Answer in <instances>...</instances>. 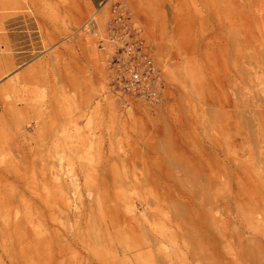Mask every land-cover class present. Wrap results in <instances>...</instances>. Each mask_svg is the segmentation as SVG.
Returning a JSON list of instances; mask_svg holds the SVG:
<instances>
[{
	"label": "rangeland",
	"instance_id": "obj_1",
	"mask_svg": "<svg viewBox=\"0 0 264 264\" xmlns=\"http://www.w3.org/2000/svg\"><path fill=\"white\" fill-rule=\"evenodd\" d=\"M121 1L155 101L108 84L101 5L11 0L43 49L0 77V264H264V0Z\"/></svg>",
	"mask_w": 264,
	"mask_h": 264
},
{
	"label": "built area",
	"instance_id": "obj_2",
	"mask_svg": "<svg viewBox=\"0 0 264 264\" xmlns=\"http://www.w3.org/2000/svg\"><path fill=\"white\" fill-rule=\"evenodd\" d=\"M101 8L82 23L79 31L99 52L108 84L123 96L155 101L164 91L165 79L140 23L121 0H113L107 12Z\"/></svg>",
	"mask_w": 264,
	"mask_h": 264
},
{
	"label": "crops",
	"instance_id": "obj_3",
	"mask_svg": "<svg viewBox=\"0 0 264 264\" xmlns=\"http://www.w3.org/2000/svg\"><path fill=\"white\" fill-rule=\"evenodd\" d=\"M88 1L91 5L96 7L100 6L105 0ZM10 4L11 0H0V8H3L4 10H0V77H2L4 74L12 72L13 68L18 64L29 62V56L30 54H32L29 53V40L31 42L30 48L33 53L34 50L36 53V50L38 48L43 49L42 35H38L39 29L36 28L35 32L37 34L32 36V32H29L28 28L31 24L21 25V23H19L20 17H24V14L19 15L20 17L17 16V14L13 16V13L10 12ZM7 7L9 8V11H6ZM38 17L39 13H35L36 25L38 24V22H40ZM33 37L36 38L35 41L32 40ZM39 52L42 53V50H40ZM99 58L101 60L100 55ZM100 63L102 64V60L100 61Z\"/></svg>",
	"mask_w": 264,
	"mask_h": 264
}]
</instances>
